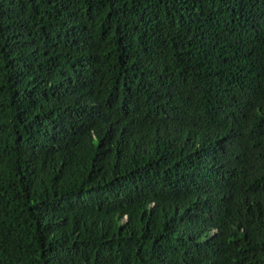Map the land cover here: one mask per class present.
I'll list each match as a JSON object with an SVG mask.
<instances>
[{"label": "trees", "instance_id": "obj_1", "mask_svg": "<svg viewBox=\"0 0 264 264\" xmlns=\"http://www.w3.org/2000/svg\"><path fill=\"white\" fill-rule=\"evenodd\" d=\"M0 264H264V0H0Z\"/></svg>", "mask_w": 264, "mask_h": 264}]
</instances>
